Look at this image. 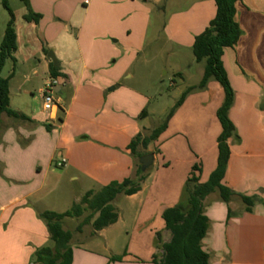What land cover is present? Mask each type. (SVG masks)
<instances>
[{
    "label": "crops",
    "instance_id": "crops-1",
    "mask_svg": "<svg viewBox=\"0 0 264 264\" xmlns=\"http://www.w3.org/2000/svg\"><path fill=\"white\" fill-rule=\"evenodd\" d=\"M91 1L100 10L113 0H30L31 10L42 17L38 23L28 22L24 19L28 11L25 10L24 27L28 33L39 28L49 12L60 13L79 6L91 11ZM142 1L159 18L168 17L164 28L169 43L178 50L179 59L183 51H192L195 37L216 15L215 0ZM171 1L173 12L167 16ZM111 13L119 18L122 15L117 5ZM236 20L242 35L223 55L235 93L229 117L236 127V136L230 139L231 155L223 183L238 194L255 197L256 203L248 211L239 196L227 203L221 200L218 192L209 194L203 201L204 212L209 218L203 248L210 254V264H264V0H240ZM15 26L16 60H8L13 64L7 76L11 77L10 105L27 118L3 113L0 123V264H36V250L54 246L39 214L65 212L85 194L95 193L112 181L134 177L141 158L131 152L129 145L138 134L148 136L158 126L147 125L156 111L155 106L151 109V102L146 112L133 107L128 110L123 101L113 99L112 95L117 92L121 98L130 88L122 85L119 77H111L107 80L115 85L107 89L104 81L88 75L92 69L87 63L78 76L79 88L88 75L91 86H88L87 96L92 101L89 99L84 114L73 120V124H69L72 112L62 104L55 119L44 110L40 115L12 107L13 80L23 55V38L19 24ZM25 41L30 44L31 38L26 36ZM34 59L41 65L40 58ZM52 61L50 55L44 61L48 71ZM23 62L28 61L25 58ZM195 62L204 61L195 59ZM193 64L187 63L188 71L177 70L175 74L181 79L193 75ZM204 69H197L198 84ZM61 72L67 77L62 68ZM65 85L58 86L59 92ZM196 90L203 92L198 94ZM224 99V88L213 83L211 78L206 87L188 93L156 141L147 148L141 144L137 147L139 153L146 149L153 155L141 189L115 199L114 205L119 211L117 222L82 242H74L71 264H155V256L162 257L163 244L172 236L163 219L164 210L186 202L185 185L195 165L200 167V182L207 181L217 166L218 136L222 131L217 110ZM61 111L64 118H61ZM37 122L45 123L50 132H61L56 147L49 150L44 144H37L35 130L32 132ZM68 126L81 133L79 155L68 150L67 146L72 143ZM61 144L65 147L57 159L55 150ZM62 158H66L67 163L57 167L56 163ZM113 256H123V259L113 261Z\"/></svg>",
    "mask_w": 264,
    "mask_h": 264
},
{
    "label": "rangeland",
    "instance_id": "rangeland-1",
    "mask_svg": "<svg viewBox=\"0 0 264 264\" xmlns=\"http://www.w3.org/2000/svg\"><path fill=\"white\" fill-rule=\"evenodd\" d=\"M8 1L15 13V24H19V32L23 38L21 44L23 55L20 63L17 64L13 80L12 107L19 108L25 113H29V110L42 115L44 109L40 90L51 77L44 61L52 52L60 68L67 74V77L59 79L61 85H66L56 97L60 100V106L62 104L72 112L70 125L76 118H81V114H84L86 106L90 103V98L87 96L88 86H91L89 76L93 75L97 77L96 80L104 81L108 86L107 89L115 85L107 78L119 77V82L130 89H126L127 94L121 98H118L119 93H114L113 99L123 101L124 107L128 110L132 107V109L146 110L151 102V109L155 106L156 111L151 115L147 125L157 127L164 122L183 92L189 88L188 86L198 85L197 69L205 67V62L200 64L195 62V56L190 50L183 51L179 59L178 50L169 43V36L164 28V24L169 22L168 17L159 18L156 12L148 10L149 7L142 0H129L128 3L113 0L100 10L95 8L94 1H91V11L82 10L79 6L75 10L70 8L60 13L49 12L45 15L42 25L32 32L28 30L30 33L24 27L22 15L27 10L24 3L21 0ZM115 5L121 9L120 18L111 13ZM173 6L171 1L167 16L173 12ZM106 10L108 12L105 14ZM9 19L10 14L4 7L3 0H0V45ZM26 36L31 38L30 44L26 43ZM25 58L28 62L24 63ZM34 58H40L41 65L37 64ZM189 62H194L192 66L194 74L181 79L175 73L177 70L188 71L186 64ZM86 63L90 65L92 72L83 78L82 86L79 88L78 76ZM12 70L13 64L8 61L2 76L7 77ZM212 79L213 83L223 87L219 81ZM201 92L203 90H196L195 93ZM60 114L61 118H64L62 111ZM55 121L59 122L58 119ZM36 125L35 129L32 127V132L35 130L34 139H37L38 145L42 143L51 150L59 144L61 132L48 131L45 123L42 122H37ZM68 131L72 140L67 146L68 150L74 155H79L81 133L69 126ZM64 147L61 144L55 150L57 159L62 155ZM141 151L148 154L146 149ZM85 215L64 219L65 228L74 232L73 242H82L92 236L91 225L84 226L81 232L76 230Z\"/></svg>",
    "mask_w": 264,
    "mask_h": 264
},
{
    "label": "trees",
    "instance_id": "trees-1",
    "mask_svg": "<svg viewBox=\"0 0 264 264\" xmlns=\"http://www.w3.org/2000/svg\"><path fill=\"white\" fill-rule=\"evenodd\" d=\"M27 7L24 19L38 23L41 14L34 13L30 8V0H21ZM240 0H215L216 15L209 25L195 37L192 51L196 61L205 62L204 75L200 83L189 87L175 103L164 122L155 128L150 135L138 134L129 145L131 152L138 158L145 153H139L137 147L141 144L145 148L167 129L168 122L176 109L183 104L186 96L195 88L206 87L211 78L221 83L225 91L223 104L217 110V118L222 131L218 136V159L215 170L205 182H200L199 165H195L186 181L185 203L168 207L163 212L166 228L171 232V240L163 244V254L160 259L155 256V264H210V254L203 248V239L209 229V218L204 212V199L213 192H218L221 200L230 202L233 197L239 196L250 211L256 203V198L238 194L223 183L231 155L230 139L236 136V127L229 117L235 93L228 78L223 62L225 49L236 45L242 35L240 25L236 20L237 3ZM4 7L10 14L3 41L0 45V123L3 113L14 118H27L11 108L10 79L3 77V69L9 59L16 60L17 51L16 17L8 0H3ZM51 77H65L58 63L49 65ZM143 112H146L145 110ZM147 171L142 164H137L134 177L123 181H112L104 185L99 191L89 192L75 201L65 212L44 211L39 217L46 223L53 247H43L34 253L36 264H71L73 260L74 232L64 226L65 218H78L86 214L77 225L76 230L81 232L86 225L92 226V235L114 224L119 218V211L114 205L119 195H131L141 189L142 182L147 177ZM123 256H113L111 260L120 261Z\"/></svg>",
    "mask_w": 264,
    "mask_h": 264
},
{
    "label": "built area",
    "instance_id": "built-area-1",
    "mask_svg": "<svg viewBox=\"0 0 264 264\" xmlns=\"http://www.w3.org/2000/svg\"><path fill=\"white\" fill-rule=\"evenodd\" d=\"M60 85L58 78L50 77L44 83L43 87L40 90V97L43 102V108L45 111L49 112L52 119H55L56 112L60 108V100L57 98L58 91L57 87ZM67 163L66 158H62L56 163L57 167H62Z\"/></svg>",
    "mask_w": 264,
    "mask_h": 264
},
{
    "label": "water",
    "instance_id": "water-1",
    "mask_svg": "<svg viewBox=\"0 0 264 264\" xmlns=\"http://www.w3.org/2000/svg\"><path fill=\"white\" fill-rule=\"evenodd\" d=\"M50 56L53 59V62L57 63V60L55 59L53 53H50ZM59 88L57 87V91L59 92ZM140 162L142 164V169L146 170L152 163H153V155L152 154H147L141 157Z\"/></svg>",
    "mask_w": 264,
    "mask_h": 264
}]
</instances>
